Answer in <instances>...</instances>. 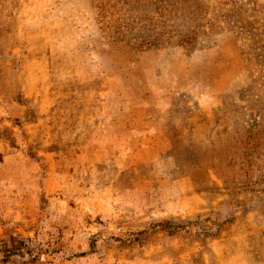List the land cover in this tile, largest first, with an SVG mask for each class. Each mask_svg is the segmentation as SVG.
<instances>
[{
	"label": "rangeland",
	"instance_id": "1",
	"mask_svg": "<svg viewBox=\"0 0 264 264\" xmlns=\"http://www.w3.org/2000/svg\"><path fill=\"white\" fill-rule=\"evenodd\" d=\"M0 264H264V0H0Z\"/></svg>",
	"mask_w": 264,
	"mask_h": 264
},
{
	"label": "trees",
	"instance_id": "2",
	"mask_svg": "<svg viewBox=\"0 0 264 264\" xmlns=\"http://www.w3.org/2000/svg\"><path fill=\"white\" fill-rule=\"evenodd\" d=\"M169 220H167V219H165V220H162L161 222H159L160 224H159V226H161V225H165V224H169ZM164 228H166V227H164ZM163 230H166V229H163ZM174 231H175V229H174Z\"/></svg>",
	"mask_w": 264,
	"mask_h": 264
}]
</instances>
